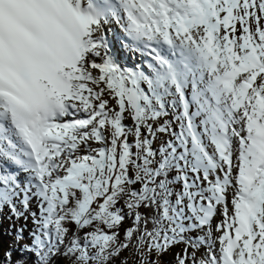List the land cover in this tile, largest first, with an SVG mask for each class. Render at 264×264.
Instances as JSON below:
<instances>
[{"label":"snow or ice","instance_id":"6c2138e0","mask_svg":"<svg viewBox=\"0 0 264 264\" xmlns=\"http://www.w3.org/2000/svg\"><path fill=\"white\" fill-rule=\"evenodd\" d=\"M129 250L264 264V0H0V264Z\"/></svg>","mask_w":264,"mask_h":264},{"label":"rangeland","instance_id":"374dc122","mask_svg":"<svg viewBox=\"0 0 264 264\" xmlns=\"http://www.w3.org/2000/svg\"><path fill=\"white\" fill-rule=\"evenodd\" d=\"M158 143V142H157ZM182 247V246H181ZM122 257H127L128 260H129V264H133V256H132V252L129 250V251H125L123 252L122 254ZM117 264H119V262L117 261Z\"/></svg>","mask_w":264,"mask_h":264},{"label":"trees","instance_id":"16d2710c","mask_svg":"<svg viewBox=\"0 0 264 264\" xmlns=\"http://www.w3.org/2000/svg\"><path fill=\"white\" fill-rule=\"evenodd\" d=\"M131 222L128 221L126 224H125V227H127ZM8 224L9 222L7 220L4 221V228L7 229L8 228ZM121 235H123V229L121 230ZM7 239V238H5Z\"/></svg>","mask_w":264,"mask_h":264}]
</instances>
